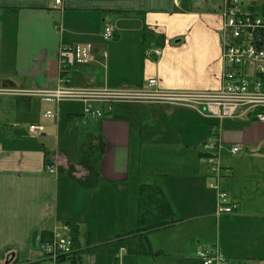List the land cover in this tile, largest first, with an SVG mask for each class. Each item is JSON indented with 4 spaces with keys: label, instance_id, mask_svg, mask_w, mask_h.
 I'll return each instance as SVG.
<instances>
[{
    "label": "crops",
    "instance_id": "obj_1",
    "mask_svg": "<svg viewBox=\"0 0 264 264\" xmlns=\"http://www.w3.org/2000/svg\"><path fill=\"white\" fill-rule=\"evenodd\" d=\"M55 1L0 0V88L54 89L64 73L76 87H146L155 77L164 90L220 88L223 0ZM241 10L264 13V0H241ZM150 32L164 42L150 43ZM66 43L91 45L94 60L62 72ZM93 107L105 113L85 118L79 100L0 95V264H51L41 246L54 234L83 249L86 263L97 254L203 264L198 248L214 246L228 264H264L263 121L163 103ZM215 128L219 173L206 160ZM142 185L162 187L174 211L172 223L144 232L150 255L132 237ZM220 203L235 209L217 215Z\"/></svg>",
    "mask_w": 264,
    "mask_h": 264
},
{
    "label": "built area",
    "instance_id": "obj_2",
    "mask_svg": "<svg viewBox=\"0 0 264 264\" xmlns=\"http://www.w3.org/2000/svg\"><path fill=\"white\" fill-rule=\"evenodd\" d=\"M63 0H56V6L62 5ZM179 3L180 0H174ZM224 38L222 41V59L225 70L221 77V86L217 90H164L158 87V79L151 77L147 86L126 87H76L69 84L65 73L60 77V85L54 89L21 90L17 88H0V95L33 94L47 100H79L84 103L85 118L100 117L105 113L100 107H93L96 102L105 103L108 110L116 103H163L194 107L203 113L218 118H235L253 114L256 119L264 122V13L244 12L241 10V0H223ZM115 27L106 25L103 38L112 40ZM156 55L161 54V48L152 50ZM105 54V52H103ZM95 58L94 49L87 44H62L59 63L62 72L75 64H88ZM47 116H54L48 111ZM30 130L38 134L42 127L31 125ZM207 143L209 164L213 172H220L216 157L221 153L223 142L217 136L215 128ZM241 145H234L230 152L236 154ZM50 171H54L50 166ZM219 175V174H218ZM224 192L220 198H225ZM235 205L219 204L217 215L231 213ZM44 257L51 264H69L64 256L73 250L72 241L63 235L54 234L53 239L45 241L41 246ZM198 257L204 264H228L220 255L217 248H198ZM86 264H95L89 259Z\"/></svg>",
    "mask_w": 264,
    "mask_h": 264
},
{
    "label": "trees",
    "instance_id": "obj_3",
    "mask_svg": "<svg viewBox=\"0 0 264 264\" xmlns=\"http://www.w3.org/2000/svg\"><path fill=\"white\" fill-rule=\"evenodd\" d=\"M148 40L150 43L162 44L164 42V36L159 33L150 32L148 34ZM261 77L264 79V74ZM167 198L162 187L142 185L139 195L140 228L133 232L132 235V237L134 236L137 239L138 253L152 254L149 236L144 232L156 230L172 223L171 220L174 217V211L169 205ZM52 239L53 236L48 241ZM72 247L74 249L70 254L64 256V259L68 262L71 261L73 264H84L85 251L83 249H76V245Z\"/></svg>",
    "mask_w": 264,
    "mask_h": 264
},
{
    "label": "rangeland",
    "instance_id": "obj_4",
    "mask_svg": "<svg viewBox=\"0 0 264 264\" xmlns=\"http://www.w3.org/2000/svg\"><path fill=\"white\" fill-rule=\"evenodd\" d=\"M207 162L209 163V156L207 157ZM210 168L212 169V167H211V165H210ZM217 176H219L220 177V175H217ZM128 230H130L131 228L130 227H128L127 228ZM64 236V235H63ZM65 237V236H64ZM68 238V237H67ZM100 241V240H99ZM112 246H115L114 245V243H110L109 245H108V247H112ZM130 246L133 248L134 247V243H133V241H130ZM99 249H102V248H99ZM98 249V250H99ZM98 250H96V251H98ZM88 255V254H87ZM86 255V256H87ZM93 256H94V258L93 259H91V260H93L94 261V263L95 264H100V260H101V263L102 264H109V262H112L113 264H116V263H114L113 262V256L111 257H109V258H107V257H105V258H103V257H101L100 256V258H99V256L97 255V254H92ZM139 257V256H138ZM131 258V259H130ZM129 259H127V261H128V263L127 264H136V260L135 259H133V257H130ZM150 257H147V259H145V260H143L140 264H151V259H149ZM89 260V259H88ZM84 263L86 264V259H85V256H84ZM118 263H119V261H118ZM69 264H73L71 261H69ZM159 264H162L161 262H159ZM166 264H169V262L168 263H166Z\"/></svg>",
    "mask_w": 264,
    "mask_h": 264
}]
</instances>
